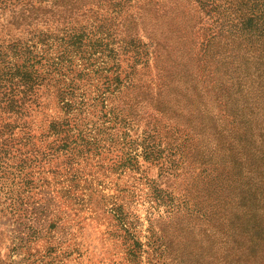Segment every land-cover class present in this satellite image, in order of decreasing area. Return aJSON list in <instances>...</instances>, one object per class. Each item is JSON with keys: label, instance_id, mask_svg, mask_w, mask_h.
<instances>
[{"label": "rangeland", "instance_id": "obj_1", "mask_svg": "<svg viewBox=\"0 0 264 264\" xmlns=\"http://www.w3.org/2000/svg\"><path fill=\"white\" fill-rule=\"evenodd\" d=\"M122 6L101 3L113 22L106 49L93 15L64 58L56 23L38 25L49 44L36 38L33 55H0L3 86L22 79L12 68L24 58L32 78L12 107L0 93V264L243 263L248 213L264 193L253 117L219 115L224 140L201 159V138L157 109L160 67L131 44L148 42L143 20L123 41L136 10ZM191 235L201 247L187 252Z\"/></svg>", "mask_w": 264, "mask_h": 264}, {"label": "trees", "instance_id": "obj_2", "mask_svg": "<svg viewBox=\"0 0 264 264\" xmlns=\"http://www.w3.org/2000/svg\"><path fill=\"white\" fill-rule=\"evenodd\" d=\"M143 2L141 5V0H0V10L9 11L0 26V55L10 49H19L22 55H33L36 38L40 44H49L44 32L36 33L38 25L56 23L53 31L62 34L56 38L61 46L59 58H64L67 53L82 48L86 37L82 28L93 15L98 23L91 22L95 35L105 33L97 46L106 49L107 32L113 22L102 12L101 3L111 9L122 5L132 7L136 11L125 19L123 28L125 26L128 37L123 41L129 43L132 35L128 25L141 24L143 20L145 32L140 36L146 37L148 42L137 45L131 41V44L135 49L146 48L141 52L155 57L160 67L162 82L157 109L201 138L197 149L204 161L213 159L211 149H216L224 140L219 137L225 133L222 125H218L219 115H241V121L253 117V128L249 129L253 130V144L259 145L254 155L258 158L256 170L264 184V0ZM96 6L99 10L94 9ZM26 60L24 58L22 67L13 65L12 77L23 69L22 79L16 83L10 79L6 81L10 85L3 86L0 77V93L9 107L16 95L25 93L20 90L21 86L25 90L32 89ZM130 108L133 107L130 105ZM246 123V127L252 124ZM151 147L147 152H154ZM260 196L253 201V209L248 213V219H253V233H246L245 246L239 249L242 264H264V193ZM191 236L182 241L189 246L187 252L201 247Z\"/></svg>", "mask_w": 264, "mask_h": 264}]
</instances>
